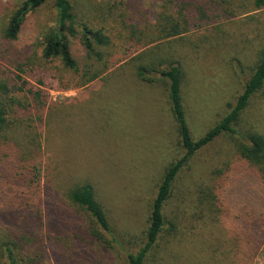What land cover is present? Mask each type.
Returning a JSON list of instances; mask_svg holds the SVG:
<instances>
[{
  "label": "rangeland",
  "instance_id": "rangeland-1",
  "mask_svg": "<svg viewBox=\"0 0 264 264\" xmlns=\"http://www.w3.org/2000/svg\"><path fill=\"white\" fill-rule=\"evenodd\" d=\"M1 1L0 8L7 0ZM75 1L83 7L87 0H70ZM217 1L220 6L211 13L219 18L203 20L198 28L191 25L183 40L168 45L157 39L154 29L155 13L162 10L160 0H141L139 17L131 23L138 21L137 28L143 34L128 44L130 32L119 33V28L130 12L119 7L107 21L111 45L101 49L104 58L109 55L117 63L85 87L64 91L76 80L71 81L68 72L56 64L33 66L34 71L25 70L21 75L28 88L41 91L47 104L57 109L50 112L48 107L42 125H35L40 149L27 156L30 164L41 169L39 193L33 188L22 189L25 199L32 203V213L41 214L45 222L51 219L54 230L64 227V218L74 220L75 212L63 204L59 194L74 176L78 182L93 185L117 238L110 249L94 246L79 252L72 239L64 236L54 240V233L46 231L44 224L42 237L49 248L45 264H125L126 252L135 253L142 247L150 207L163 174L184 151L165 85L139 81L128 62L154 41L151 47L164 46L167 63L183 66L189 126L193 138L198 139L227 113V104L240 93L235 65L249 77L257 63V52L264 46V10H253V0ZM54 17L50 6L29 16L14 43L15 51L26 52L32 65L39 53V32L51 25ZM73 51L81 61L85 53L80 45L74 43ZM0 63L9 72L13 68ZM236 129L264 136L262 93L253 98ZM9 187L18 189L13 183L0 186L6 191ZM205 187L211 191L205 196L214 199L203 200L199 190ZM14 208H5L0 202V215L7 216L5 222L18 218ZM164 215L177 232H163L157 264H264V180L235 154L226 136L199 151L178 174Z\"/></svg>",
  "mask_w": 264,
  "mask_h": 264
},
{
  "label": "trees",
  "instance_id": "trees-1",
  "mask_svg": "<svg viewBox=\"0 0 264 264\" xmlns=\"http://www.w3.org/2000/svg\"><path fill=\"white\" fill-rule=\"evenodd\" d=\"M140 2L87 0L80 7L77 1L71 3L70 0H7L0 8V61L10 66L9 69L14 68L9 72L0 63V186L13 183L18 188L9 187L7 191L0 188V202L5 208L14 205L15 215H19L14 222H5L7 216L0 215V264H45L49 248L42 237L44 224L46 231L54 233V237H48L56 241L64 236L72 239L79 252L94 246L106 250L112 247V243H117L108 217L95 197L93 185L90 182H78L74 176L71 177L74 181L70 183L69 179L68 184L59 191L63 204L75 212L76 217L72 215L74 220L69 222L64 218V227L54 230L51 228V219L45 222L41 214L32 213V203L25 199L22 189L33 188L39 193L37 188L41 169L30 164L31 159L27 158L34 150L40 149L35 125H42L44 111L48 107H51L48 109L50 112H56L57 109L55 105L47 104V97L41 91L28 88V82L21 75L25 70L34 71L33 66L38 68L56 64L68 72L71 81L76 80L70 88L64 87V91L85 87L103 77L117 63L111 61V56L104 58L105 55L101 53V49L111 45L110 37L106 34L107 21L119 7L129 11L130 16H126L121 25L118 23L119 33L128 30L130 34H127V44L134 42L139 34H143L137 28L138 21L131 23L135 17H139ZM252 4L253 10H264V0H253ZM45 6L53 9L55 17L51 25L41 28L39 32V53L36 64L32 65L26 52L15 51L14 43L18 41L27 18ZM219 6L217 0H160L159 7L162 10L155 13L157 39L167 41L166 44L183 40L191 25L198 28L201 26L199 22L203 20L206 22L219 18L218 14L211 13L213 9L218 10ZM140 41V38L137 39V42ZM74 43L80 45L85 53L83 64L73 51ZM153 44L154 41L144 45L147 47L145 51L132 57L128 65L132 66L139 81L146 84L161 82L165 85L171 115L184 153L166 168L150 207L144 243L137 252H126L125 264H157L159 241L163 232L166 231L168 235L177 232L175 225L170 222L168 224L164 215L173 184L190 160L219 137H228L235 154L264 180V136L256 131L241 133L236 129L253 98L259 93L264 95V46L257 52V63L249 77H244L238 64L235 65V72L241 80L240 93L232 103L227 104V113L202 136L194 139L187 113L189 98L187 101L184 93L187 74L179 62L167 63V55H164L166 52L162 51L164 46L153 48ZM88 63L90 66H87ZM47 115L50 118V114ZM206 192H211L209 187L199 190L204 201L214 199L213 196H205ZM54 213L57 216L55 210ZM166 223L169 226L167 230Z\"/></svg>",
  "mask_w": 264,
  "mask_h": 264
}]
</instances>
